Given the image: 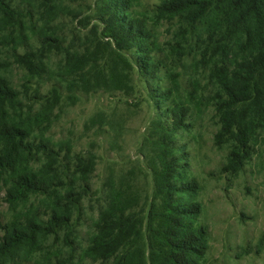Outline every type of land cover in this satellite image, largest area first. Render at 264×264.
Instances as JSON below:
<instances>
[{
    "label": "rangeland",
    "instance_id": "rangeland-1",
    "mask_svg": "<svg viewBox=\"0 0 264 264\" xmlns=\"http://www.w3.org/2000/svg\"><path fill=\"white\" fill-rule=\"evenodd\" d=\"M11 1L21 15L9 19L0 14V82L20 95L5 106L0 103V124L26 127L38 136L36 143L42 139L54 149L53 156L59 155L69 170L62 167L55 175L56 160L37 154L28 157L29 172L45 180L64 179L61 194L74 193L81 202L58 211L71 215L75 252L63 244L62 231L60 240L39 236L30 252L22 247L0 258V264H96L85 255L98 231L105 194L111 187L125 189L132 211L147 223L150 202L162 204L155 195L154 176L161 170L163 150L194 188L192 201L199 206L208 240L201 264H264V123H250L248 152L235 170L231 155L237 143L222 135L217 113V68L225 63L233 71L248 57L250 38L240 31L247 27L253 37L255 21L233 32L239 13L230 9L234 0H219L194 23L183 15L162 13L161 0H135L133 16L149 31L152 55L160 63L158 79L149 84L139 74L134 52L121 51L101 35L95 20L98 0H51L46 10L43 0ZM46 40L51 44L41 48ZM26 53L45 62L40 76L18 60ZM86 54V70L97 62V69L113 78L110 72L117 69L127 89L102 80L108 86L83 91L80 72L69 70ZM164 93L166 107L176 105L185 115L183 125L167 137L173 114L156 103ZM41 118L44 123L37 124ZM10 183V176L0 178V243L12 229L23 227L29 213L41 212L46 220L58 201L26 194L12 203ZM81 189L86 193L79 194Z\"/></svg>",
    "mask_w": 264,
    "mask_h": 264
},
{
    "label": "trees",
    "instance_id": "trees-1",
    "mask_svg": "<svg viewBox=\"0 0 264 264\" xmlns=\"http://www.w3.org/2000/svg\"><path fill=\"white\" fill-rule=\"evenodd\" d=\"M218 1L161 0L158 8L164 14L183 15L194 23L212 10ZM52 3L51 0H43L45 10ZM134 5L135 0H98L95 20L99 22L102 28L101 35L104 38L111 40L123 52H134L132 55L135 57L139 74L151 84L158 79L160 63H156L152 55L154 43L151 41L149 31L133 16ZM230 9L233 13L239 10L236 23L231 25L234 26L233 32L241 29V25L244 26L248 20H254L257 26V32L253 37L252 30L247 27L240 31L250 38L247 40L250 43L247 50L251 52L248 57L243 58L233 71H229L227 64L223 63L217 68L216 73L218 92L221 96L217 113L222 122V135L234 139L237 143L236 150L231 155V167L238 170L248 152L250 123L253 122L254 125L264 123V16L262 14L264 0H234V5L231 3ZM0 14L9 19L21 15L19 10L12 7L11 0H0ZM239 26L240 28L237 29ZM50 44L48 40L40 43L41 48ZM66 54L70 57L72 55L70 52ZM81 56L69 72H80L78 76L83 91L90 92L92 88L103 84L102 80L112 81L111 84L115 85V89H127L125 79L118 75L119 70L110 72L113 78L101 73L97 69V62L86 70L85 64L89 62V55ZM18 60L35 77L40 76L46 68L45 62L33 53L19 56ZM129 66L132 68L131 62ZM103 85L108 86L106 83ZM153 92L154 98L156 92L155 90ZM167 94L164 93L161 98L156 99L157 104L159 102L164 104L161 106L162 109L166 107L164 101L168 98ZM19 95L18 91L0 82L2 106L7 102L18 100ZM164 110H170L173 114L172 126L164 132V137H167L183 125L185 115L176 105H167ZM43 123V118L37 120V124ZM37 138L38 136L26 127H17L7 122L0 124V178L6 176L11 178V187L8 190L10 202H18L26 194L53 196L58 199L56 206L49 210V217L46 220L41 212L29 213L23 227H15L8 233L0 243V258L8 257L22 247L30 252L38 245L39 236L44 238L55 236V240L57 238L60 240L59 235L62 231L63 244L72 248L71 215L58 214V211L63 206L77 207L81 199L75 200L74 193L71 196L61 194L60 190L65 186L64 179L54 176L45 180L29 172L28 157L37 154L56 160L53 174L62 172L63 170H59L62 167L69 170L64 166L59 155L53 156L54 149L49 148L42 139L36 143ZM165 148L168 147L165 145ZM166 151L161 152V170L154 176L155 195L161 198L162 204L157 207L150 202L147 223H144L143 216H138L132 211L133 206L125 189L111 187L105 194L104 205L100 207L98 231L91 241L89 254L85 255L92 262L96 264H201L203 262L208 240L205 228L199 221V206L192 201L194 188L187 181L185 171L175 166ZM79 162L84 163V159L80 158ZM84 193H86L84 189L79 191L81 195ZM58 205L60 207L55 209ZM55 264L68 263L58 261Z\"/></svg>",
    "mask_w": 264,
    "mask_h": 264
}]
</instances>
